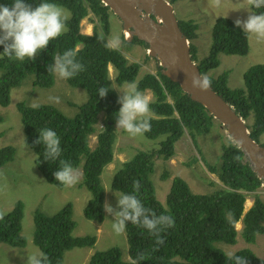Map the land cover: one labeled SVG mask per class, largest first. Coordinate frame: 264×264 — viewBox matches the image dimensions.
I'll use <instances>...</instances> for the list:
<instances>
[{
    "label": "trees",
    "instance_id": "16d2710c",
    "mask_svg": "<svg viewBox=\"0 0 264 264\" xmlns=\"http://www.w3.org/2000/svg\"><path fill=\"white\" fill-rule=\"evenodd\" d=\"M177 0H171L175 2ZM14 0H0V5L11 6ZM36 7L41 2H50L62 6L69 12L68 31L51 40L48 46L40 50L34 60L19 61L3 56L0 45V108L11 103V91L24 84L31 83L32 89H50L55 85L56 74L49 73L47 66L54 64L53 57L62 55L66 50L77 52L76 60L85 66V71L67 79L70 86L84 88L88 99L83 104L73 103L70 116L53 105L40 104L28 106L26 101L16 105L20 114L25 145L35 155L34 162L46 182L58 189L65 185L56 181L53 173L61 170V160L68 161L77 170L82 168V180L79 187L87 188L92 198L84 209L87 220L102 223L105 219L104 188L101 175L106 166L114 162L117 132L115 125L119 119L120 104L118 94L109 78L108 65L116 70L114 82L118 86L136 83L137 90H149L154 100L150 103L152 115L149 118L151 131L143 134L149 140H158V148L151 152L138 151L136 155L123 162L114 173L110 189L121 194H136L146 208L145 215L150 219L156 216L171 215L174 227L161 232L164 243L157 245L156 237L146 229L126 222V236L129 244L130 261L122 259L117 247L105 252H96L89 264H132L142 254L144 259L137 264H264L250 249L244 248L227 256L216 244L235 245L238 235L248 244H253L258 234H264V203L255 195L253 207L243 216L240 233L235 223L243 213L247 194L260 187L261 181L253 172L249 163L244 162V153L236 146L221 147L222 163L217 173L223 188L212 194H195L188 183L180 177L174 178L162 204L156 197L152 175L154 159L167 161L175 156V144L185 130L193 141L200 133H208L213 119L207 110L184 93L178 84L165 77L161 70L156 74L147 73L137 81L140 65L129 63L120 50L104 47L109 34L111 12L100 0H24ZM252 12H264V8ZM89 14L97 21L92 36L81 33L80 22ZM186 38L192 42L197 38L198 25L191 21H179ZM103 34L104 40L98 37ZM137 43L147 48V44L134 38L124 41V46ZM249 37L242 28L235 26L229 18H218L212 29L208 55L198 64L202 75L216 69L220 55L246 56L249 53ZM190 53L196 60L197 48L190 43ZM212 88L222 96L244 120L253 119L250 124L251 137L258 142L264 133V64H256L243 75V87L231 89L227 86V73L217 78L208 77ZM100 87H108L105 97L98 94ZM171 99L172 102H169ZM102 114L103 128L97 123ZM0 114V123L4 121ZM134 121V123H138ZM48 128L60 138L61 155L55 160L45 159V145L34 143L40 139V133ZM124 133H127L124 131ZM96 136V145L89 146L92 135ZM6 135L0 132V139ZM16 150L13 145L0 147V168L12 162ZM218 171H220L218 173ZM166 177V174L163 175ZM140 182L138 193H133V181ZM120 210V209H119ZM24 205L17 201L11 211L0 219V244L14 248L26 246L22 235ZM33 243L40 249V264H64V254L75 248L91 247L95 236L74 237L76 222L73 220L72 205L68 203L61 211L47 216L34 211ZM159 227V226H158ZM199 230V231H198ZM45 257L47 259L45 260ZM231 257V258H230ZM237 257L241 258L240 260ZM176 259V260H174Z\"/></svg>",
    "mask_w": 264,
    "mask_h": 264
},
{
    "label": "rangeland",
    "instance_id": "374dc122",
    "mask_svg": "<svg viewBox=\"0 0 264 264\" xmlns=\"http://www.w3.org/2000/svg\"><path fill=\"white\" fill-rule=\"evenodd\" d=\"M172 3L176 17L179 21H191L198 25L196 31L197 38L191 43L197 48L196 60L205 59L210 50L211 33L215 21L220 18H229L244 20L252 12L247 4V0H220L219 6H216L214 0H177ZM66 14L70 15L66 10ZM110 28L107 37L119 35L123 38L122 25L120 20L111 15L109 18ZM89 24V25H88ZM90 30L88 32V27ZM93 26H97L96 18L89 14L80 22L81 33L93 35ZM250 50L246 56L220 55L219 66L208 72V77L217 78L219 75L227 73V86L231 89L243 87V75L247 69L256 65L264 64V40H257L254 35H248ZM124 39V38H123ZM144 46L137 43L124 46L122 43L118 50L127 59L129 63H138L140 65L137 81L145 74H156L160 69L156 59L148 57ZM109 78L113 81L115 70L110 67L108 70ZM120 99L127 89V84L121 87L113 86ZM72 94L73 99L69 96ZM149 97L150 102L154 97L150 91L144 92ZM58 98V100H57ZM87 93L80 89H71L66 86V80L56 75L55 85L50 89L35 88L32 89L31 83L24 84L11 91V103L6 108H0V114L5 118L0 123V132L5 131L6 135L0 139V147L13 145L16 150L15 158L12 162L0 168V212L5 214L11 211L14 204L20 201L24 205L22 219V235L26 238V246L23 248H14L7 244H0V264H28V256L35 255L36 260L41 258L40 249L33 243L34 237V211H39L47 216H52L61 211L68 203L72 205L73 220L76 222V228L73 232L74 237H83L87 235L95 236L96 242L91 247L75 248L64 254V264H89L91 257L96 252H105L113 247H117L122 252V259L129 260L128 244L126 232L117 235L112 224L115 222V212L119 211L118 200L120 194L110 189V184L114 173L120 164L126 162L138 153V151L151 152L158 148V140L146 139L143 135L131 136L123 133L124 130L117 128V139L115 144L114 162L105 167L101 182L104 188L105 198L104 206L107 204L113 209L112 213L105 211V219L102 223L87 220L84 216V209L91 200L92 195L85 187H79L82 180V168L75 170L79 174V181L73 186H65L64 189H58L46 182L43 175L38 171L34 162L35 155L25 145L23 140L22 123L20 114L16 105L26 101L28 106H37L40 104L53 105L64 114L70 116L73 114V108L70 104H83L87 101ZM73 102V103H72ZM169 102H172L169 99ZM149 117H154L152 112ZM253 123V119L249 120ZM98 126V125H97ZM186 130L184 135L175 144V156L168 160L154 159V173L152 180L155 184L156 197L164 204L166 196L169 193L172 181L176 177L185 180L196 194H209L219 189V185L211 186L210 181L204 171L203 166L214 165L220 161L221 142L220 138L226 139V133L217 121H213L212 127L208 133H200L196 137L194 148L191 139ZM259 142L264 144V134L259 137ZM96 145L95 134L90 137L89 146L93 149ZM196 151H195V150ZM192 154V155H191ZM191 155V156H190ZM195 164L190 165L191 161ZM191 160V161H190ZM207 172V171H205ZM166 174V177L163 175ZM216 176V175H215ZM217 181V179H213ZM264 202V189L257 192ZM250 202V204H249ZM245 202L244 212L253 205V199ZM105 210V208H104ZM264 225V223H263ZM227 255L247 248L250 249L257 258H264V235L257 237L255 244L244 242L239 236L235 245L223 243L216 244Z\"/></svg>",
    "mask_w": 264,
    "mask_h": 264
},
{
    "label": "clouds",
    "instance_id": "9594fccd",
    "mask_svg": "<svg viewBox=\"0 0 264 264\" xmlns=\"http://www.w3.org/2000/svg\"><path fill=\"white\" fill-rule=\"evenodd\" d=\"M214 3L216 6H219L220 0H214ZM247 4L249 5L250 8H254V9L264 8V0H247ZM111 15H113L112 12ZM68 20H69V15L66 14V10L62 6L55 3L41 2L36 7L33 8L31 4L25 3L24 0H14L13 4L10 7L7 5H0V45H3V53H2L3 56L8 57L10 59L19 60L22 62L25 60V58H27L28 60H34L37 53L40 50L45 49L51 40L58 38L59 36H61L62 34L66 33L69 30L67 26ZM234 24L236 27L242 28L246 34L254 35L257 40H264V12H259V14H256V12H249V15L247 16L246 19L244 20L236 19L234 21ZM98 39L103 41L104 40L103 34H101L98 37ZM106 40L107 42L104 43V47L110 50H118L120 45L124 43L119 35H113L110 39L109 37H106ZM189 43L191 42L189 41ZM148 51H146L147 56H148ZM76 55H77L76 51L66 50L63 52L62 55L54 56L53 57L54 64L47 66L48 72L55 73L60 78L67 80L76 76L78 73L85 71L86 70L85 66L76 60ZM200 61L195 60L194 62L198 65ZM110 67L113 66L108 65L107 69L109 70ZM159 70H161V67ZM115 77H116V70H115ZM115 77L113 79V86L114 85L118 86L114 82ZM210 83L211 81L208 78V74L205 75V77H203L202 79L201 78L197 79L195 76H193L191 81V85L193 87L199 88L202 91L207 90L210 87ZM68 85L69 84H67L66 82L67 87ZM70 87L71 89H80L85 91L84 88L79 86H73V87L70 86ZM108 91H109L108 87H100L98 89V94L101 98H103L106 96ZM142 93L144 92H140L137 90L136 83H128L124 95L120 99L118 98L119 100L117 101V103H119L121 107L119 109V113H118L119 119L117 120L115 128L117 126V128L126 131L127 134L131 136L143 135L144 133L151 131V124L149 122V118L151 117L148 118V114L151 111L149 105L152 101L150 102L149 97ZM71 95L72 94L70 93L69 96L72 97ZM72 98L75 99L76 97H72ZM100 115L101 116H100V120L97 123L98 125L97 127L99 129H102L103 128L102 114ZM138 120H139L138 123H134V121H138ZM213 120L217 121L215 119ZM245 121L248 124V128H249L251 122L249 120H245ZM217 122L220 124V126L224 129L226 133V128L222 126L221 122L219 121ZM117 128H116V132H117ZM185 132L186 130L184 131V133ZM250 135H251V131H250ZM190 139L192 140L191 137ZM41 141L44 143L46 148L45 159L51 158L52 160H55L56 157L61 155V148L59 146L60 138L57 136L55 131L48 128L43 129L40 133V139L36 140L34 143L38 144L41 143ZM195 141L193 140L191 141L193 148ZM219 142H221L222 144L221 147L223 145H225V147L228 145H232L240 149L237 143L227 133H226V139L220 138L217 143ZM262 145L264 146V144ZM195 161L200 162L196 158L191 161V164H189V166L192 164L194 165ZM244 162H247V164L249 163V166L252 168L254 172L253 166L245 154H244ZM221 163H222V159H220L219 162H216L213 166L212 165L203 166L204 167L203 171L205 175L209 179H211L210 181L211 186L213 187L216 184H218L219 185L218 190H221L224 186L219 180L218 174L214 172ZM60 164L62 165L61 170L53 173L56 181L69 187L78 183L80 177L79 174L72 167V165L68 161H64V160H61ZM219 172L220 171H218V173ZM215 178L217 179V181L213 180ZM259 180L261 181L260 187H258L255 191L250 193H246L242 191L243 194H247L245 202L247 200L249 202V199L252 198L254 204L255 195L256 194L258 195L257 192L259 191V189L261 188L264 189L263 181L261 179ZM188 186L191 189L189 184ZM132 187H133V193H138L140 189V182L138 180H134ZM218 190L209 192V194H212ZM260 200L263 202L261 198ZM245 202L243 205L242 216L239 219V221L235 223V230L238 233H240L243 227V223H242L243 216L253 207V205H251L250 208L244 212V207L246 206ZM118 207L120 210L115 212L116 219L115 222L112 224V229L117 235L124 233L127 229L126 222H130L132 225L136 227H141L146 229L151 235L156 237V241H155L156 244L160 245L164 243V239L161 236V232H163L167 228L174 227L175 221L171 215L156 216L155 213H153L151 219L147 215H145V212L147 210L142 205L141 200L138 199L136 194H121L118 200ZM104 208L106 212L109 213L113 212V209L109 207L107 204H105ZM4 215H5L4 212H0V219H3ZM237 224H239V226H237ZM260 235L262 234H258L257 237ZM255 242L253 244H255ZM41 255H43V253H41ZM231 255H227V256H231ZM127 256L129 258L131 257V255L129 254V244H128ZM46 259L47 257H45V260ZM143 259H144L143 255L140 254L138 255L137 259L132 260V264H137L138 260H143ZM237 259L240 260L241 258L237 257ZM124 261H130V259ZM28 264H40V262L36 260L35 255H30L28 256Z\"/></svg>",
    "mask_w": 264,
    "mask_h": 264
},
{
    "label": "water",
    "instance_id": "95a60500",
    "mask_svg": "<svg viewBox=\"0 0 264 264\" xmlns=\"http://www.w3.org/2000/svg\"><path fill=\"white\" fill-rule=\"evenodd\" d=\"M122 23L129 34L148 46L162 74L179 85L193 101L201 104L213 119L221 122L237 143L264 186V146L253 140L246 121L210 85L200 90L191 85L192 77L203 78L190 53V43L182 32L173 5L167 0H100Z\"/></svg>",
    "mask_w": 264,
    "mask_h": 264
},
{
    "label": "flooded vegetation",
    "instance_id": "af4514ba",
    "mask_svg": "<svg viewBox=\"0 0 264 264\" xmlns=\"http://www.w3.org/2000/svg\"><path fill=\"white\" fill-rule=\"evenodd\" d=\"M94 27H95V26L92 27V30H93V31H94ZM122 34H123V38H124V39L122 38V41H123V42H124V41H127V38L129 37V34H128V33L126 34V32H124L123 29H122ZM125 34H126L127 36H126ZM134 38H135V37H133L132 40H133ZM132 40L127 41V42H131ZM145 48H146V47H145ZM145 50L148 51V46H147V48H146ZM158 65H159V64H158Z\"/></svg>",
    "mask_w": 264,
    "mask_h": 264
},
{
    "label": "bare ground",
    "instance_id": "6f19581e",
    "mask_svg": "<svg viewBox=\"0 0 264 264\" xmlns=\"http://www.w3.org/2000/svg\"><path fill=\"white\" fill-rule=\"evenodd\" d=\"M88 25H89V24H88ZM87 27H88V26H87ZM89 31H91V30H90V26L88 27V32H89ZM86 34H89V33H86ZM126 34H127V33H126ZM126 34H125V35H126ZM126 36H127V35H126ZM249 204H250V202H249ZM246 205H247V204H246ZM237 226H239V224H237ZM198 231H199V230H198Z\"/></svg>",
    "mask_w": 264,
    "mask_h": 264
}]
</instances>
